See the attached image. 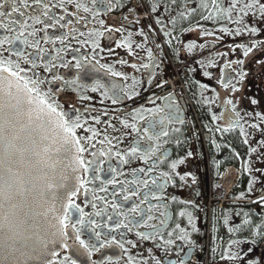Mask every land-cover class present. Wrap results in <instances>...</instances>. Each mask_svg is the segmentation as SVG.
Segmentation results:
<instances>
[{
	"label": "flooded vegetation",
	"instance_id": "1",
	"mask_svg": "<svg viewBox=\"0 0 264 264\" xmlns=\"http://www.w3.org/2000/svg\"><path fill=\"white\" fill-rule=\"evenodd\" d=\"M42 2L48 16L34 0L21 9L24 16L14 14L27 27L2 56L27 70L21 75L42 81L41 91L70 119L79 115L87 121L78 135L91 136L89 127L97 132L90 143L82 141L88 148L85 159L94 163L83 174L90 181L87 194L81 190L74 199L88 214L84 219L96 223L86 224L81 235L97 246L114 237L123 248L113 243L90 260L112 256L120 257L119 264H129V258L131 264H264V16L259 5L241 12L252 0H238L229 13L233 0H109L111 8L98 0L93 14L76 7L93 8L91 0ZM10 4L5 10H11ZM110 14H119L114 28ZM165 37L173 43L175 64L161 63ZM122 43H130L131 51L118 46ZM248 48L252 51L245 56ZM78 60L83 67H76ZM113 84L123 92L114 95ZM60 89L69 100L58 96ZM170 94L178 111L167 107L164 98ZM156 108L169 114L167 135L148 140L143 129L152 114L137 110ZM149 146L156 151H148ZM134 147L139 151L132 154ZM181 158L184 163L172 169ZM77 218L74 214L73 222ZM93 228L101 233L99 240ZM75 258L88 264L86 256Z\"/></svg>",
	"mask_w": 264,
	"mask_h": 264
},
{
	"label": "snow or ice",
	"instance_id": "2",
	"mask_svg": "<svg viewBox=\"0 0 264 264\" xmlns=\"http://www.w3.org/2000/svg\"><path fill=\"white\" fill-rule=\"evenodd\" d=\"M34 2L42 5L41 14L43 16L49 15L47 4H44L42 0H34ZM91 2L93 8L80 3H77L76 7L83 8L84 12L95 14L94 9L98 0H91ZM237 2L238 0H233L232 6L226 11L231 13ZM6 4H9V0H0V29L5 30V35L0 37V264H81V261L75 257L84 256L89 258L88 264H119L120 257L114 259L112 256H107L99 261L90 260L94 252L113 243L119 244V242L113 237L111 241H103L97 246L91 242V239H83L81 231L85 225H95L96 222L84 219L88 214L84 213L74 199L81 190L85 195L87 194V185L90 181L83 174L92 170L94 163V161L85 159L84 153L88 151V148L82 141L90 143L97 132L89 127L88 131L92 133L91 136L78 135V130L83 129L87 121L82 122L79 115L70 119L68 114L61 110V105L50 102L48 94L41 91L42 81L21 75L27 70L21 68L18 61L2 56V51L11 52V46L23 37L27 21L15 19L14 14L24 16L25 13L21 9L29 6L27 0H11L9 5L11 10L8 11L5 10ZM100 4L108 8L112 7L109 0H100ZM257 5H259L261 15L264 16V4H259V0H252L251 3L245 4L240 11L253 9ZM156 10L157 7L154 4L152 11ZM221 10L218 9V11ZM130 11L135 10L130 9ZM36 19L38 23H43L38 17ZM159 22L157 20V23ZM100 23L104 22L100 21ZM54 26L46 25V27ZM106 31H112V29H106ZM115 31L120 32L123 29H115ZM250 31L258 30L253 28ZM140 34L143 35V30ZM23 42L27 43L26 40ZM4 45H9V47L5 49ZM118 46H125L131 51L130 43H122ZM251 51V48L246 49L244 55L247 56ZM15 54L23 55L19 51ZM148 54L151 57L150 50ZM82 59L91 63L87 57ZM92 59L95 60V57ZM121 63L126 62L121 61ZM76 67H83L81 61H77ZM100 67L107 68L108 66L100 65ZM132 67L135 68L136 65L133 64ZM48 70L51 71V68ZM111 75L123 74L111 72ZM243 75L241 74V79ZM55 79L63 78L55 77ZM125 79H127L126 76ZM112 88L114 95L123 92V88L117 84H113ZM233 90L236 89L233 88ZM92 91H97V88L93 87ZM133 94L138 95V93ZM82 99H88V97H82ZM164 99L169 101L167 107L170 111H178L177 105L171 102V94ZM115 102L113 100V103ZM227 103L231 104L232 101L229 100ZM252 103L255 104L257 101L253 100ZM141 111H148L152 114L151 118L146 121L148 127L143 129L145 139L159 140L161 135H167L164 126L169 122V114L164 108L138 109L137 114ZM93 119L99 122L98 117H93ZM140 119L144 117L140 116ZM213 119L216 117L213 116ZM124 123L132 127L134 131H140L135 124L128 125L127 121ZM150 129L152 130L151 135H149ZM138 151L136 147L130 150L132 154ZM148 151L154 152L156 149L149 146ZM191 154V152L188 153L189 156ZM91 155L95 157L97 154L93 152ZM116 155L120 154L116 153ZM182 163H184L183 158L173 161L171 168L175 169L178 164ZM162 175L167 176L168 173ZM184 178L182 176L181 180ZM192 179L195 180V177ZM172 199L176 198L172 197ZM261 200L264 201V197H261ZM74 214H78L79 217L75 219V222H73ZM181 215L184 213L182 212ZM189 222H191L190 214ZM120 226L117 224V227ZM92 234L96 240L101 237V233L95 231V228L92 229ZM138 235L147 238L144 233H138ZM233 243L236 242L233 241ZM119 246L123 248L122 244ZM62 250L64 251L63 256H61ZM227 258L236 259L235 256ZM129 264H131V258H129ZM157 264L160 262L157 261ZM250 264H258V262H250Z\"/></svg>",
	"mask_w": 264,
	"mask_h": 264
},
{
	"label": "built area",
	"instance_id": "3",
	"mask_svg": "<svg viewBox=\"0 0 264 264\" xmlns=\"http://www.w3.org/2000/svg\"><path fill=\"white\" fill-rule=\"evenodd\" d=\"M118 15L119 14H115V15L114 14H110V16H109L110 21L113 22V24L111 26L116 27V25H117V23L119 21ZM144 16H146L145 13L139 15V17H144ZM168 39L169 38L165 37V38H162V40H161L162 48H163V57H162V61H161L162 65H165L167 63L175 64V62H176V58L174 57V54L172 52L173 43L168 44V42H167ZM168 80L170 81V83L173 86H176V85H174V80H171L170 78H168ZM181 86H183V85H181ZM57 93L61 97V99H63V101L70 99L69 97L64 95L63 90H61V89L58 90Z\"/></svg>",
	"mask_w": 264,
	"mask_h": 264
},
{
	"label": "rangeland",
	"instance_id": "4",
	"mask_svg": "<svg viewBox=\"0 0 264 264\" xmlns=\"http://www.w3.org/2000/svg\"><path fill=\"white\" fill-rule=\"evenodd\" d=\"M220 3H221V2H220ZM220 3L218 2L217 5L219 6V8L222 9V3H221V5H220ZM226 5H227V3H226ZM223 6H224V4H223ZM227 8H229V5H227Z\"/></svg>",
	"mask_w": 264,
	"mask_h": 264
}]
</instances>
